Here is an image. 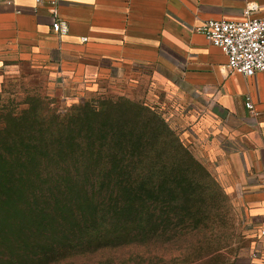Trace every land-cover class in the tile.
<instances>
[{
	"label": "rangeland",
	"instance_id": "1",
	"mask_svg": "<svg viewBox=\"0 0 264 264\" xmlns=\"http://www.w3.org/2000/svg\"><path fill=\"white\" fill-rule=\"evenodd\" d=\"M97 66L85 62L65 72L21 60L0 63V136L4 119L15 116L126 122L158 149L156 177L172 183L184 214L173 245L157 241L154 264H245L264 226V170L248 165L237 144L243 120L160 66L120 62L103 73ZM186 196L190 201L181 199Z\"/></svg>",
	"mask_w": 264,
	"mask_h": 264
},
{
	"label": "trees",
	"instance_id": "2",
	"mask_svg": "<svg viewBox=\"0 0 264 264\" xmlns=\"http://www.w3.org/2000/svg\"><path fill=\"white\" fill-rule=\"evenodd\" d=\"M4 121L0 264H154L157 241L181 236L179 196L156 177L158 149L126 122Z\"/></svg>",
	"mask_w": 264,
	"mask_h": 264
},
{
	"label": "crops",
	"instance_id": "3",
	"mask_svg": "<svg viewBox=\"0 0 264 264\" xmlns=\"http://www.w3.org/2000/svg\"><path fill=\"white\" fill-rule=\"evenodd\" d=\"M52 1L0 0V63L21 60L65 72L91 61L101 73L120 62L165 68L243 120L237 144L248 165L264 170V72L231 71L227 56L197 29L207 20L263 17L264 0ZM58 18L68 22L67 34L53 31ZM254 251L258 257L245 264H264L260 234Z\"/></svg>",
	"mask_w": 264,
	"mask_h": 264
},
{
	"label": "built area",
	"instance_id": "4",
	"mask_svg": "<svg viewBox=\"0 0 264 264\" xmlns=\"http://www.w3.org/2000/svg\"><path fill=\"white\" fill-rule=\"evenodd\" d=\"M37 2L41 3L42 0ZM56 3L57 0L52 1V4ZM197 29L227 56V66L231 71L247 77L264 72V16L241 20H207ZM53 31L61 35L67 34L68 22L58 18ZM245 104L247 108L253 109L250 97H247ZM260 237L264 242V226L260 229ZM258 255L259 251H254L250 257L256 258Z\"/></svg>",
	"mask_w": 264,
	"mask_h": 264
}]
</instances>
